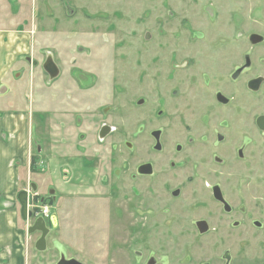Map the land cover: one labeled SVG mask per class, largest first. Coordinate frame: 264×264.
<instances>
[{"label":"rangeland","instance_id":"1","mask_svg":"<svg viewBox=\"0 0 264 264\" xmlns=\"http://www.w3.org/2000/svg\"><path fill=\"white\" fill-rule=\"evenodd\" d=\"M0 32L6 44L15 37L9 75L21 74L10 78L16 94L10 109L29 123L21 130L28 138L19 159L22 177L46 197L40 204L35 196L36 205H48L57 219L45 253L35 252L39 233L31 234L29 264H225L226 252L236 264L264 263L258 138L251 131L239 136L259 167L253 174L233 163L231 171L202 169L214 138L198 147L187 142L189 134L224 132L229 143L243 120L264 112V90L253 98L245 92L238 103L240 86L264 76V42L249 43L251 33L264 36V0H0ZM245 54L252 66L234 81ZM50 55L61 70L51 84L42 66ZM225 68L228 79H213ZM218 90L234 96L231 104L213 112L215 105H204L200 113V95L211 103ZM244 105L256 107L246 112ZM238 107L241 122L233 125L232 117V131L222 127ZM6 111L5 118L13 115ZM205 114L216 121L194 129ZM104 126L111 129L102 136ZM156 130L163 134L161 151ZM227 154L222 166L234 158ZM145 163L153 165L150 176L138 174ZM241 175L252 183L241 186ZM216 183L227 189L232 214L209 204ZM201 219L210 226L205 234L196 229Z\"/></svg>","mask_w":264,"mask_h":264},{"label":"flooded vegetation","instance_id":"2","mask_svg":"<svg viewBox=\"0 0 264 264\" xmlns=\"http://www.w3.org/2000/svg\"><path fill=\"white\" fill-rule=\"evenodd\" d=\"M236 19V17L234 18V20ZM236 21V20H235ZM238 22H236V24H237ZM261 36L262 37V40L260 41V42H257V43H254L253 42V40H254V37L255 36ZM264 42V36L262 35V34H259V33H251L250 35H249V43L252 45V46H257V45H260V44H262ZM198 55V54H197ZM54 59V58H53ZM192 59V58H191ZM244 59H245V62H244V65L242 66V67H240V68H238V69H236V72H234V74L232 75V80H234V81H236V80H238L240 77H241V75L244 73V72H246V71H248L250 68H251V66H252V62H251V59H250V57H249V55H246L245 54V56H244ZM27 60L29 61V58H27ZM47 60V59H46ZM45 60V61H46ZM55 61V60H54ZM186 61H191L190 59H187ZM45 63V62H44ZM43 63V64H44ZM56 63V62H55ZM43 64H42V66H43ZM57 64V63H56ZM214 64V63H213ZM231 65V63L229 64V66ZM57 66H58V64H57ZM188 65H185L184 67L186 68ZM59 67V66H58ZM227 68V67H226ZM224 69V74L222 75V78L220 79V78H218L217 77V75L218 74H213V79H218L219 81H221V80H225V79H228V72L230 71V70H228L227 71V69ZM44 69V68H43ZM186 70V69H185ZM45 71V70H44ZM46 72V71H45ZM212 72L214 73V69L212 68ZM47 73V72H46ZM60 73H61V70H60V68H59V75L56 77V78H53V79H51V77H50V75L48 74V76H49V82H50V84L53 82V81H55V80H57L58 78H59V76H60ZM203 74H206V75H208L207 74V72H202ZM227 73V74H226ZM17 75L20 77V73L18 74V72H17ZM19 77H17V78H19ZM208 77V76H207ZM225 77V78H224ZM21 78V77H20ZM259 79H261L259 82H255V81H257V80H259ZM111 82H112V79H111ZM211 83V81L209 80L208 81V84H210ZM219 82H216V87H221V84H223V82L222 83H219ZM258 83V84H257ZM241 87V89H243L244 90V94H243V96H242V99H241V97L239 98V100H238V103H239V101H240V103H244L245 102V92H247L252 98L253 97H258V96H261V93L263 92V90H264V76H256V77H254V78H252V79H249V80H247L245 83H243V85H241L240 86ZM222 90V89H221ZM224 91H217L215 94H213V93H211V96L213 97V99H214V101L213 102H208L207 101V99H205V98H203L201 95H200V100L203 102H201L202 104H200V113L202 112V110H204V108L206 107V106H204V105H207V106H214L212 109H211V112H213L212 110L216 107H222V108H225V107H227V106H229V104H231V102L233 101V95L231 96H227L228 94L227 93H223ZM239 93L237 92V91H235V98L237 97V95H238ZM108 95H105V97H107ZM263 102H264V96L263 97H261L260 98ZM204 106V107H203ZM244 106H247V108L245 107V109H246V112H249V109L250 108H254V107H256V106H253V105H251V106H249V105H244ZM105 107H108V108H110V106H105ZM240 107V106H239ZM237 108V109H235V110H232L230 113H229V117H228V119H224V121H225V124L224 125H221L222 127H227V129H230L231 130V124H230V120L232 121V117H236L237 119H236V121H233V125L234 124H237L238 123V121L239 122H241L240 120H238V117L237 116H241V114H242V112L241 111H239L238 109H240V108ZM250 107V108H249ZM105 109V108H104ZM231 109H233V108H231ZM245 109L243 110V111H245ZM111 110V109H110ZM109 109L107 110V112L108 111H110ZM250 110H252L253 111V109H250ZM104 113V112H103ZM249 114L250 113H248V114H246L245 115V118H249L250 119V117H249ZM201 115V114H200ZM206 115V120H202L201 119V117H200V119H199V121H198V123H197V126H195L194 125V129H197V128H200V125L201 124H206L207 123V121L209 120V122L212 124L214 121H216V118L213 116L212 117V115H207V114H205ZM254 117L253 118H251L252 120L249 122V120H248V122H246V120H243V122H241L242 124H243V126H242V128L239 130V134H237L236 136H235V134L234 133H230V135L231 136H233V137H235V138H230V141H229V143H227V141L229 140L228 139V136H227V134L226 133H224V132H215L214 133V137H208V135L207 134H204V136L203 137H199V136H192V135H188L187 136V142H191L192 143V145L193 144H195L196 145V147H198L199 146V144L200 143H202L203 144V146H204V144L206 145L207 143H208V141H213V138H214V140H215V142H214V144H216V146L214 145V147H211L210 145H207V146H209L208 147V151L209 152H211V154L210 153H206V155H207V159H206V162L209 164V162L211 163V167H208V164H207V166L206 165H203L202 166V169H205V170H211L212 168H214V167H212V166H217V167H221V168H226V166H228V169H229V171H231V168H232V166H231V164L233 163V164H239L240 165V172H242V173H245V172H247L248 174H253L252 172H256V171H258L259 170V167L257 166H255V163H253V161H252V156L253 155H251V154H248V152H247V150H246V147L245 146H247V144L245 143V142H242L241 141V137H239L241 134H243V133H249L250 131L252 132V136H254V137H256V138H258L257 139V143L259 142V145H260V147H258L257 149H255L256 150V152H257V150L259 151V149L261 148V152L264 154V142L262 143L260 140L261 139H264V112H257V113H255L254 115H253ZM244 122H245V124H244ZM226 123H227V125H226ZM191 125V124H190ZM110 127L109 126H104L103 127V129L101 130V135L102 136H105V135H108L109 134V132H110ZM221 130V129H220ZM232 131V130H231ZM155 132H160V137H159V142H160V145H161V148L160 149H158L157 148V144H158V141H157V139H156V145H155V148H156V150H158V151H161L162 150V148H163V146H162V144H161V137H162V131L161 130H156V131H154L153 132V136H154V133ZM248 136V139H250V137H249V134H247ZM238 136V137H237ZM242 136V135H241ZM155 137V136H154ZM189 137V138H188ZM191 137V138H190ZM217 137L219 138V139H217ZM156 138V137H155ZM225 141H226V143H225ZM213 144V143H212ZM243 144V145H242ZM195 147V148H196ZM177 150H178V152L179 151H182L183 150V147L182 146H177ZM255 150H253L254 152H252L253 154H254V158H255ZM36 151L37 152H41V146H37V149H36ZM228 152H232L233 153V156H234V158L231 160V162H229L227 165H225V166H222V164L223 163H225V161H226V158H225V155H227L228 156ZM251 156V157H250ZM234 159L236 160L235 162H233L234 161ZM145 164H151V163H145ZM213 164V165H212ZM142 165H144V164H142ZM142 165H140V166H142ZM152 165V164H151ZM140 166L138 167V174L139 175H142V176H150V175H152L153 174V172L152 173H150V174H142V173H140L139 172V168H140ZM152 167H153V165H152ZM200 170V169H199ZM153 171H154V168H153ZM254 172V173H255ZM262 172V171H261ZM218 173V171H216V173L215 174H217ZM236 177V176H235ZM241 177L242 178H238V177H236L237 179H238V181L241 183V186H244V185H246V186H249V184L250 183H252V181H253V179H251V180H249V178H247V176L245 177V176H242L241 175ZM263 177V176H262ZM264 182V181H263ZM32 188V189H31ZM211 191H210V193H211V195H210V197L208 198V200H209V204L211 205V204H213L214 206H215V204H217L218 206H220V208H222V210H223V212L225 213V214H232L235 210H234V207H233V205L229 202V198H228V196H227V189L224 187V185H222V183H216V184H213L211 187ZM241 189V188H240ZM28 193H29V195H31L33 198L36 196L37 197V199L40 201V204H45L44 203V201H45V199H46V197L45 196H40L39 195V193H37V187H36V184L35 183H32V184H30L29 186H28V188L27 189H25ZM33 191H34V193H36V194H33ZM32 192V193H31ZM240 193H241V191H240ZM40 196V197H39ZM245 196L246 195H240L239 196V199H240V201H244L246 198H245ZM260 202V201H259ZM33 204H35L36 205V202H34V199H33V201H32V204L29 206V210L30 211H32V213H35L36 214V216L37 217H34V216H32L31 217V219L33 218V222L37 219V218H39V217H43V216H41V215H38L37 214V212L39 211L38 210V208H31L32 207V205ZM213 207V206H212ZM54 215V213L52 214L51 213V216H50V218H45V217H43L44 219H45V221H46V223H47V225L49 226V224H48V220H50L51 221V217ZM31 219H28V220H31ZM203 221H205L206 223H207V226H208V230L206 231V232H204V233H202L201 231H200V228H199V226H198V223L199 222H203ZM33 222H32V224H33ZM52 223V222H51ZM196 229L198 230V232L200 233V234H205V233H207L208 231H209V228H210V226H209V223H208V221L207 220H205V219H201V220H198V221H196ZM30 225H31V222H30ZM255 225L257 226V227H261V225H262V222H260V221H256L255 222ZM51 226H53V224L51 225ZM50 226V227H51ZM49 227V228H50ZM57 227V226H56ZM53 228V227H52ZM54 228H55V226H54ZM51 231V230H50ZM39 238H38V240L40 239V237H41V232H39ZM49 234H50V232H49ZM49 234L47 235V238H48V236H49ZM133 238H134V236L132 235V237H131V239H132V242H133ZM136 251V250H135ZM140 252V253H139ZM143 254H144V252L143 251H141V250H138V252H136V255L139 257V258H142L143 257ZM224 258H225V260H226V263L225 264H236L235 263V261H232V256H231V254H230V252H226L225 254H224V256H223ZM153 261H154V264H158L157 262H158V260L156 261L155 259H153ZM153 263V262H152ZM152 263H150L149 262V264H152ZM263 263V262H262ZM262 263H260V262H255V264H262ZM58 264H77V262H75L73 259H71V260H61V261H59L58 262ZM264 264V263H263Z\"/></svg>","mask_w":264,"mask_h":264},{"label":"crops","instance_id":"3","mask_svg":"<svg viewBox=\"0 0 264 264\" xmlns=\"http://www.w3.org/2000/svg\"><path fill=\"white\" fill-rule=\"evenodd\" d=\"M14 41L15 37L10 40L11 43L6 44L5 35L0 32V264H29L30 220L23 219L18 200L19 193L32 184L30 179H23L19 160L24 154V141H28L26 135H21V130H27L29 123L15 113L16 110L10 109L16 97V94L13 96L15 89L12 84L14 78H17L16 72L12 77L9 75L14 63ZM4 110L13 112V115L5 118ZM39 235L33 247L35 252L42 253L36 248Z\"/></svg>","mask_w":264,"mask_h":264},{"label":"water","instance_id":"4","mask_svg":"<svg viewBox=\"0 0 264 264\" xmlns=\"http://www.w3.org/2000/svg\"><path fill=\"white\" fill-rule=\"evenodd\" d=\"M261 40H262V37L256 35L254 37L253 42L257 43V42H260ZM43 68L50 75L51 79L56 78L59 75V67L57 66V64L55 63V61L51 55L48 56L47 60L43 64ZM260 80L261 79L255 81V82H259ZM154 136L156 137V139L158 141L157 148L160 149L161 148V145L159 142L160 132H155ZM139 172L142 174H150L153 172V167L151 164H144V165L140 166ZM18 200L21 204V208H22L21 211H22L23 219L26 221L28 219H31V217L33 216V213H32V211L29 210V206L32 204L33 197L31 195H29V193L26 190H23L19 193ZM56 221H57L56 216L53 215L51 217V222H52L53 226H55V227L57 226ZM198 226H199L200 231L202 233H204L208 230V226H207V223L205 221L199 222ZM28 232H29V234H34L35 232H41L42 234H41L40 239L37 241L36 248L39 251L46 250L47 235L50 232V228L47 225L45 219L43 217L37 218L33 222V224H31L29 226Z\"/></svg>","mask_w":264,"mask_h":264},{"label":"built area","instance_id":"5","mask_svg":"<svg viewBox=\"0 0 264 264\" xmlns=\"http://www.w3.org/2000/svg\"><path fill=\"white\" fill-rule=\"evenodd\" d=\"M31 208L32 209L38 208L39 211L37 212V214L41 215L45 218H50V216H51V210H50V207L48 205L39 206V205L33 204Z\"/></svg>","mask_w":264,"mask_h":264},{"label":"trees","instance_id":"6","mask_svg":"<svg viewBox=\"0 0 264 264\" xmlns=\"http://www.w3.org/2000/svg\"><path fill=\"white\" fill-rule=\"evenodd\" d=\"M37 153H38V152H37ZM44 203H45V201H44ZM33 216H34V217H37L35 213H33ZM48 224H49V225H52V223H51L50 220H48Z\"/></svg>","mask_w":264,"mask_h":264}]
</instances>
